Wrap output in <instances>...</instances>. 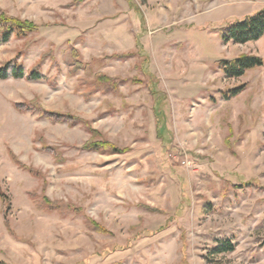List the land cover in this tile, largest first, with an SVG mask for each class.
<instances>
[{
    "label": "rangeland",
    "instance_id": "374dc122",
    "mask_svg": "<svg viewBox=\"0 0 264 264\" xmlns=\"http://www.w3.org/2000/svg\"><path fill=\"white\" fill-rule=\"evenodd\" d=\"M261 10L0 0L36 28L0 40V264H264V65H219L264 61V38L218 33Z\"/></svg>",
    "mask_w": 264,
    "mask_h": 264
},
{
    "label": "trees",
    "instance_id": "16d2710c",
    "mask_svg": "<svg viewBox=\"0 0 264 264\" xmlns=\"http://www.w3.org/2000/svg\"><path fill=\"white\" fill-rule=\"evenodd\" d=\"M36 28L28 23L22 22L12 17L5 15L0 16V40L5 43L8 42L12 36L22 37L28 35L30 32L35 31ZM219 35L224 42H233L234 44H247L250 42H256L264 38V10L254 13L253 15L241 20H237L226 24L219 30ZM223 73L231 79H237L243 77L247 71L260 68L264 65L263 59L256 56L244 55L233 61H222L219 63ZM12 76L16 79H22L25 77V70L21 66H14L12 70ZM148 76V75H147ZM9 77V66L0 68V80H6ZM31 79L39 80L41 75L33 71L29 75ZM149 77V87L151 92L157 93L155 90L156 85L154 79ZM105 82L111 81L108 77H102ZM243 91L242 88L232 90L228 93H224V98L229 100L232 97H237ZM103 143H94L90 145L91 150H102L107 146ZM233 250V245L228 241L221 247L216 249V253L230 252Z\"/></svg>",
    "mask_w": 264,
    "mask_h": 264
}]
</instances>
